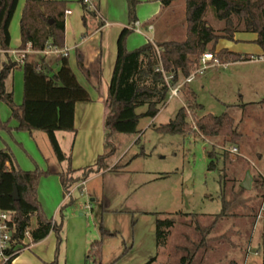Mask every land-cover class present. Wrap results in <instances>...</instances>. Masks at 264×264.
I'll list each match as a JSON object with an SVG mask.
<instances>
[{
  "label": "rangeland",
  "instance_id": "374dc122",
  "mask_svg": "<svg viewBox=\"0 0 264 264\" xmlns=\"http://www.w3.org/2000/svg\"><path fill=\"white\" fill-rule=\"evenodd\" d=\"M73 1L63 2L64 8L81 7L80 0ZM24 2L19 0L9 26L11 40L7 54L12 61L18 59L9 51L19 49V20ZM181 3L175 4L179 11ZM177 10L167 14L173 21L170 28L174 30V40H181L183 27L178 22ZM130 39L138 40L137 36ZM254 45L242 44L240 48L244 46L254 53L256 47L263 54ZM5 59L0 51V60ZM183 81L181 78L179 83ZM5 88L12 92L15 105L19 104L21 70L16 69L8 76ZM189 88L202 107L198 112L185 107L184 91ZM180 92L173 98L169 94L153 119H140V133L114 135L115 151L107 163L109 168L115 165L116 168L90 175L84 187L75 189L71 198L65 195L57 213L50 211L49 185L40 182L37 195L45 207L44 217L60 227L58 235L53 236L50 252L53 257L47 264H74L75 251L84 250L87 256L93 242H99L100 259L93 263L91 257H84V264H147L152 259V264H177L181 254L176 248H191L193 242L197 243L195 220L203 227L209 226L220 213L223 199L229 204L228 217L208 234L207 247L200 248L198 256L202 255L203 264H225L230 260L237 264H261L258 247L261 222L251 229L247 216L261 203L256 177L258 174L264 177V63L207 67L184 84ZM181 107L186 109L190 129H195V120L200 116L227 113L240 134L237 145L224 144L221 139L208 140L196 132L172 135L156 130L174 120ZM144 111L145 107L136 110L138 114ZM9 115L10 109L0 101V124ZM55 136L61 151L70 157L69 163L58 164L46 134L38 131V150L31 139L27 149L39 166L42 159H48L49 164L59 166L65 173L81 163L94 164L96 155L91 157L89 151L99 146L95 142L80 136L74 143V132H57ZM104 139L105 133L98 143L103 144ZM213 147L229 151L230 162H219L216 170H208L207 152ZM19 156L26 157L22 151L18 152V159ZM247 172L251 176L250 189L238 194V186ZM66 178L69 183L72 177ZM157 219L173 222L162 244H158ZM34 222L31 220L29 226ZM102 231L112 235H102Z\"/></svg>",
  "mask_w": 264,
  "mask_h": 264
},
{
  "label": "trees",
  "instance_id": "16d2710c",
  "mask_svg": "<svg viewBox=\"0 0 264 264\" xmlns=\"http://www.w3.org/2000/svg\"><path fill=\"white\" fill-rule=\"evenodd\" d=\"M127 7L128 26L136 22L135 10L138 0H124ZM162 8H169L177 2L184 6V37L181 40H170L155 44L158 54L150 44L135 50L127 51L126 40L132 33L123 28L116 42V58L110 82L106 91L104 106L107 115L104 120L105 139L104 152L98 156L93 166L82 170L79 178H71L70 168L65 173H58L55 168L48 167L45 171L35 169L26 172L14 165L12 156L0 151V212L12 213L11 242L12 248H17L19 239L25 228L29 226L32 216L38 220L35 229L30 231L31 242L43 240L49 232L58 235L60 227L46 220L37 199V187L42 177L58 175L64 192L73 184L85 181L90 175L101 171H111L107 161L115 151L112 138L116 134L136 135L140 119H153L161 107L165 105L169 95V87H174L179 80L188 78L200 67L203 54H211L219 64L247 62L252 60L249 55L230 52L227 49L216 50L220 41L234 42L235 34H253L252 42L263 52L264 57V0H156ZM19 0H0V51L5 60H0V101L11 111V119L18 123L17 132L40 131L46 134L56 161L69 163V157L64 154L55 134L57 132H75L74 107L76 103L89 102L88 92L78 83L72 72L67 56H40L28 54L22 65L10 60L7 51L10 44L9 26ZM84 16L89 10L84 0H80ZM64 5L62 2L50 0H25L19 20L20 50L30 46L32 51L42 50L46 44L61 49L64 47ZM76 67L88 82L96 89L101 83V62L96 58L88 67L83 66V58L79 52L75 54ZM22 72V101L16 106L12 92H7L5 81L14 70ZM165 77L169 78L165 81ZM183 87V86H182ZM186 106L191 111L198 112L202 107L196 102L193 91L186 89ZM145 107L138 114L136 110ZM195 129H190L187 113L181 107L174 120L156 128L166 134H190L196 132L211 140L221 139L224 144L236 146L240 134L235 122L227 113L219 116L206 114L195 120ZM0 127L7 129L6 123ZM212 148L207 152L208 170H216L218 163H229V151L223 148ZM259 158H261L259 156ZM225 171V169H222ZM66 176L71 178L69 181ZM256 183L261 190L260 202L264 196V177H256ZM13 186L18 192V200L14 201L10 194ZM243 189L238 186V194ZM229 204L223 199L222 209L215 215L211 224L203 227L195 220L197 243L191 248L177 247L180 252L177 264H203L202 255L198 256L200 248L206 249L207 236L222 219L228 217ZM258 205L254 212L248 215L249 228H253ZM194 219L198 216L193 215ZM173 225L171 220H156L158 244L169 233ZM161 229H163L161 231ZM102 235H112L102 231ZM14 242V243H13ZM99 242H93L87 252L96 263L100 259ZM259 251L261 264H264V219L261 221L259 235ZM9 250L7 253H10ZM154 259L147 264H152ZM10 264V263H7ZM225 264H237L230 260Z\"/></svg>",
  "mask_w": 264,
  "mask_h": 264
},
{
  "label": "crops",
  "instance_id": "0c3cea01",
  "mask_svg": "<svg viewBox=\"0 0 264 264\" xmlns=\"http://www.w3.org/2000/svg\"><path fill=\"white\" fill-rule=\"evenodd\" d=\"M50 1L62 3L74 2L73 0ZM92 5L94 11L89 10V13L85 14V18H83L84 11L82 5L81 7L79 5H72L71 10L67 9V7L64 8L63 18L64 48L68 50L69 66L72 72L74 73L78 83L88 92L90 96L89 102H80L75 104L74 143L76 142L75 140L78 139V137L80 136H82L83 139H85L86 141L92 140L93 142H95L96 145H99L97 146L99 147L98 152L96 150L97 147L96 149H91L92 151L90 150L89 152H92L91 157H94V155H96L97 159V157L102 155V153L104 152L102 142H98L99 139H101V136H103V134L105 133L104 120L107 115V111L104 106V101L116 58V42L122 29L128 28V17L127 7L124 0H92ZM178 8H182L181 11H179V9L177 10L175 4L169 8L164 9L156 0H138V4L135 10V17L136 23L139 24V29L141 33L139 34L132 32V35L130 34L128 36L126 40L127 51H132L143 45H146L147 39H151L153 41V44L174 40V30L171 31L172 29L170 28L173 21L171 19V16L167 14L169 11L171 12V10L178 11V22L180 26L183 27V38L185 34L183 20V4L181 3L180 7L178 6ZM66 12L68 13L66 14ZM131 36H137L138 40L132 41L130 39ZM255 38L256 36L253 34H235L234 42L220 41L216 46V50L227 49L230 52L249 55L252 57V60L247 62H236L220 65L225 68L229 66L242 65L245 63H264L263 54L260 52V50L258 51L256 47L253 48L254 53L247 51V48L244 46L240 48L242 44L254 45L252 42L255 40ZM76 52H79L81 54L83 58L84 67H88L89 65H91V63H93L96 58H100L102 74L101 83L98 89L94 87L92 82H88L84 78L82 73L77 69L75 60ZM22 85L23 80L21 72V96L20 102L16 106H19L22 101ZM190 90L193 91L192 89ZM10 117L11 111L8 119L1 123H6L8 130L4 129L3 127H0V151H5L11 156L13 155L12 158L14 157L16 160L15 161L13 158L14 165L22 171L30 172L34 171L35 169L45 171L48 167H53L58 173L63 174L64 171H62L57 165L49 164L48 159H42L41 166L38 165V161L36 160V158L33 157L31 151L27 149V146L30 145L29 142L31 139L35 142V147L38 150V131L17 132L16 128L18 126V123L15 120H12ZM19 151L24 152L26 157L19 156L18 159ZM26 158L29 160V162L31 161L33 166L28 163ZM96 159L93 162L94 164L96 163ZM86 167H89V165H84L82 163L80 164V166L71 167L70 170L72 171V174L70 175V177L79 178V175L82 173V170ZM99 173H95L94 175H97ZM87 179L85 181H81L84 182L83 185L80 184L81 182H78V184H76L75 186L68 188L70 189L68 191L72 192L71 196L75 189H80L84 187ZM40 182H45V185H49L51 191L50 194L52 195V208L50 211L52 213H57L62 208V204L66 200V193L64 192V188L60 183L59 176L49 175L47 177H42L38 183L37 194ZM39 204L43 212L45 210V207L42 203L39 202ZM31 220H35V222L31 227L28 226L29 231L35 229L38 222L37 218L35 216H32L30 218L29 225H31ZM46 220H50L51 222H53L51 219ZM54 224L56 225V223H53V225ZM53 236L54 233L49 232V234L41 241L33 243L31 242V238L29 241H25V243L27 244L26 247L23 248L13 258L11 264H47L51 261L53 257L50 253L53 246ZM81 236L82 235H80V237ZM76 251L72 256V262L74 264H84V260L82 259L84 257L87 259V256H85V251Z\"/></svg>",
  "mask_w": 264,
  "mask_h": 264
},
{
  "label": "built area",
  "instance_id": "2783aa9c",
  "mask_svg": "<svg viewBox=\"0 0 264 264\" xmlns=\"http://www.w3.org/2000/svg\"><path fill=\"white\" fill-rule=\"evenodd\" d=\"M84 3L87 5L88 10L94 11L92 0H84ZM68 12H66L67 14ZM128 29L131 32L135 33H141L139 29L138 23H133L132 25L128 26ZM147 44H150L154 47L156 54H158V50L155 48L153 41L151 39H147ZM11 54L16 55L18 59L15 61L19 65L23 64L24 57L28 54L33 55H40V56H67L68 50L66 48H55L50 46V44H46L45 47L40 51H32L30 49V46H27L25 50H12L9 51ZM217 65H220L216 59L211 54H203L200 58V67L191 74L188 78L184 79L183 83H178L174 87H169V94L170 98L177 97L180 93V90L184 84L190 83L193 76L196 73H199L203 71L207 67H215ZM169 78L165 77V81L167 82ZM232 152H235V149H233ZM81 185L84 184V182L80 183ZM80 186V185H79ZM71 191L66 192V197L71 196ZM264 219V196L261 200V203L258 207V210L256 212L255 220H254V227L261 222ZM12 223V213L10 212H0V264H7L12 262L13 258L23 249L26 247L25 241L30 240V231L27 228H25L23 232V236L21 239H19L17 243V248H12V242H11V227L10 224ZM53 224V223H52ZM14 243V242H13ZM11 251L10 253H7L8 251Z\"/></svg>",
  "mask_w": 264,
  "mask_h": 264
},
{
  "label": "water",
  "instance_id": "95a60500",
  "mask_svg": "<svg viewBox=\"0 0 264 264\" xmlns=\"http://www.w3.org/2000/svg\"><path fill=\"white\" fill-rule=\"evenodd\" d=\"M250 185H251V176L247 172L245 174V177H244L243 181L239 184V186H240L241 189H243L245 191H248L250 189ZM10 196H11V198L14 201H17L18 200V192H17L15 186H13V190H12V193L10 194Z\"/></svg>",
  "mask_w": 264,
  "mask_h": 264
}]
</instances>
